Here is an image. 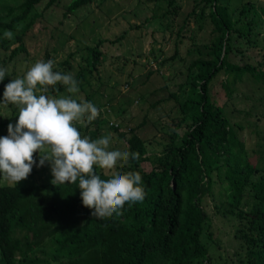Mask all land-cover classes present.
<instances>
[{"label": "trees", "instance_id": "16d2710c", "mask_svg": "<svg viewBox=\"0 0 264 264\" xmlns=\"http://www.w3.org/2000/svg\"><path fill=\"white\" fill-rule=\"evenodd\" d=\"M39 1L0 4V44L6 40L5 30L13 31L18 41L9 54L24 50L22 37L38 15L34 6ZM89 1L69 0L65 10L71 12ZM202 1L207 9L196 10L192 5L177 33L183 35L190 19L199 27L207 18L215 34L202 47L193 48L196 55L186 64L187 87L178 100L171 132L160 151L150 156L143 138L130 130L125 138L126 151L139 153V158L116 168L121 173L139 172L144 200L126 203L120 216L99 219L91 215L92 209L83 206L77 184L54 186L48 175L38 183L11 186L0 182V264H203L208 244L201 234L205 231L210 238L212 229L200 201L203 195L212 193L213 177L226 189L227 203L221 207L222 202L214 203V209L233 217V236L239 248L234 251L236 260L239 264H264V164H256L246 156L234 130V125L240 124L225 114L223 101L216 98L217 91H210L219 72L224 76L218 84L227 96L232 89L230 83L244 74L258 80L264 89V41L258 45L261 58L255 62L228 59V53L235 51L231 33L254 43L250 37L254 16L264 12V6H255L253 0H238L239 6L232 8L228 0ZM172 2L167 1L169 5ZM100 42L84 46L85 63L81 66L87 71L95 69L104 58ZM60 63L62 69L55 63L53 70L68 73V58ZM60 90L63 85L57 84L48 94ZM170 94L176 97L174 92ZM97 108L98 118L88 125L92 126L87 135L90 139L103 126V108ZM17 115L18 111L15 121ZM108 122L117 129L118 123ZM181 124L184 129L178 135L173 127ZM142 161H148L150 167L144 169ZM95 171L101 179L110 178V172L100 168Z\"/></svg>", "mask_w": 264, "mask_h": 264}, {"label": "rangeland", "instance_id": "374dc122", "mask_svg": "<svg viewBox=\"0 0 264 264\" xmlns=\"http://www.w3.org/2000/svg\"><path fill=\"white\" fill-rule=\"evenodd\" d=\"M19 1L0 0V4L16 5ZM46 1L40 0L34 6L38 15L23 34L24 50L9 54L18 43L14 37L0 44V68L6 70V76L0 81V100L5 85L22 77L38 60L46 62L51 58L61 70L60 61L66 57L70 64L68 73L78 81L79 92L69 94L63 86V90L51 96L71 95L78 102L83 99L103 108L100 120L103 126L92 140L110 135L109 150L126 151L125 138L132 130L143 138L147 153L154 156L174 126L171 121L176 120L178 100L183 98L187 87L186 64L196 55L193 48L202 47L215 34L207 18H203L199 27L190 19L183 35H178V27L192 5L196 10L200 7L206 10L207 5L202 0H173L170 5L168 0H90L67 13L65 6L69 0H53L45 5ZM253 1L257 7L264 6V0ZM228 5L238 7L239 1L228 0ZM232 13L236 16V10ZM254 20L250 32L254 43L231 33L235 51L228 53L230 61L255 62L261 58L259 46L264 41V12L259 11ZM97 40L101 41L99 47L104 58L95 64V69L87 71L81 66L85 63L84 46ZM149 69L152 71L148 74ZM223 76L224 73L219 72L213 78L210 91H217L216 98L223 101L225 114L240 124H235L234 130L242 140L246 156L263 165L264 89L258 80L244 74L230 83L232 89L227 96L218 84ZM171 92L176 94L175 98ZM17 111L14 105L0 106V137L8 135L9 123L15 125ZM109 120L118 123L116 130L109 126ZM91 128L78 130L83 137ZM173 129L179 135L184 126ZM33 155L38 162L40 154ZM141 166L148 169L150 163L142 161ZM47 175L52 177L48 162L40 167L34 164L27 179L18 183H38L46 180ZM0 182L7 183L2 178ZM211 190L212 193L203 195L200 201L210 217L208 225L212 229L210 238L205 231L201 234V239L208 244L207 257L202 262L239 264L234 253L239 248L233 236V217L214 209V203L222 202L220 207L227 203L223 182L220 185L213 177Z\"/></svg>", "mask_w": 264, "mask_h": 264}, {"label": "clouds", "instance_id": "9594fccd", "mask_svg": "<svg viewBox=\"0 0 264 264\" xmlns=\"http://www.w3.org/2000/svg\"><path fill=\"white\" fill-rule=\"evenodd\" d=\"M14 33L5 30L4 38ZM53 60L35 62L22 77L12 79L4 87L0 106L14 105L18 110L15 125L9 123L8 135L0 137V178L11 186L24 179L35 164H50L54 186L77 184L83 206L92 209L99 219L123 214L124 205L142 202L145 190L139 172L116 171L139 158V153L109 150L111 136L95 140L81 136L76 125L87 127L100 110L90 101L79 102L71 95L59 98L49 95L50 88L63 85L69 94L79 92L78 81L71 73L54 71ZM6 70L0 68V81ZM39 153V161L34 160ZM110 172L101 179L95 171Z\"/></svg>", "mask_w": 264, "mask_h": 264}]
</instances>
